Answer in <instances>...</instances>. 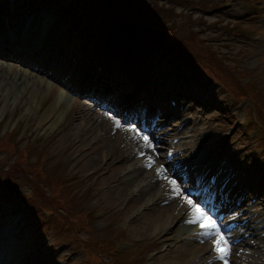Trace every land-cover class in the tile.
<instances>
[{
    "label": "rangeland",
    "instance_id": "obj_1",
    "mask_svg": "<svg viewBox=\"0 0 264 264\" xmlns=\"http://www.w3.org/2000/svg\"><path fill=\"white\" fill-rule=\"evenodd\" d=\"M2 1L7 6L6 10L9 9V12L12 14L15 10H18L19 4L22 3L24 0H2ZM114 1L124 10L128 9L130 11H134L135 13H137V15L141 16L143 20L149 22V24H155L162 30L165 27L170 28L169 36H172V39H174V37L175 38L186 37L193 31V29H196L208 41L209 45L213 46L215 49L218 50H220L219 47L221 46L222 49L221 51L223 53H225L224 51L228 50L233 59L234 56L236 58L240 56V53H238L237 51L244 45H246L248 49H251L252 46H256L255 51H260V50H262L261 52L264 51L263 49L264 31L262 32V34L259 35L253 34L252 36L249 37L246 36L245 39L243 40V43H240L236 41L237 38L233 37L232 34L229 33V31L227 30L224 31V29L221 27L220 24L218 25V23L215 24L211 29L202 28L207 25L206 23L202 24L200 26L201 28L200 27L192 28V26H189L187 24L182 26L183 23L179 22L178 15L175 14L176 13L175 11H179L182 8L181 6L175 7L174 2L171 0H161L163 2H161L160 0H114ZM251 1L263 2L264 0H241L240 2L234 0L226 4L225 7L222 9L220 8V9L212 10L210 14L212 15L213 19L218 17L219 19L224 18V20H231V21H233L234 19L240 20L238 18L242 17L241 14H243L244 11L245 12L249 10L259 11L258 5L260 4H253V6H251L250 8L245 7L246 5L250 4ZM25 2L26 3L23 10L24 15H26L29 12L27 9H25V7L29 3V0H25ZM37 3L38 6L34 10H32ZM73 3L74 0H35V4L34 6H32L31 8L32 11H30L29 14L31 12L36 11L42 5H43L42 9H47L46 5L51 7V9L49 10L50 13H52L53 15L59 18L61 25V33L59 37L60 44H71L70 48L74 49L76 53L78 51L76 48H78L80 53H82V55L86 57V54H88V52L91 50V45H87L86 48H84L86 43L85 42L82 43V37L78 35L79 28L76 29L77 27H79V24H76V26L73 27L72 32L68 31L71 23L70 21L72 20L71 14L68 15L67 11L62 12L63 9H67V8L72 9L74 7ZM215 3L219 4V0H216ZM89 8L96 10L98 12H102L100 9L92 6L91 4L89 5ZM184 10L187 11V13L190 11L188 9H184ZM77 11H79V8H77ZM3 12L4 10L0 12V15ZM32 14L33 13H31L29 17ZM173 15L176 16L173 17ZM183 15L185 16L186 14ZM81 16L83 17V15ZM76 17H74L73 24ZM258 19L259 16L253 19V21L257 23L258 28L260 27L264 28V23L261 21L258 22ZM19 20H20L19 18L14 19V21L16 22ZM98 20H100V18H98ZM201 21H204V18H202ZM221 29H223V31ZM113 34L114 37L118 36L117 31H114ZM173 34L176 35L177 37L174 36ZM259 38H262V42L260 44L253 43L255 39H259ZM123 39L125 38L121 37L120 40L123 42L124 41ZM160 49L162 51H165L171 57L174 55L172 52L168 50V48H166L165 45H158L157 47H155V50L157 51ZM191 49H193L194 52H199L202 54H203L202 51H205V49L200 47L199 44L197 43L195 44L192 43ZM157 51L154 52V54L150 57V59L156 58L155 62L159 61V56L157 54ZM179 57L175 55L172 58H175L178 63L180 62L185 67L188 68V65L183 63L180 60L181 57L180 58ZM211 60L213 61V59ZM247 60H249L250 62ZM198 62L199 63L202 62L205 66L208 65L207 66L208 69L212 68L207 58H201V56H199ZM9 64H14L13 66H15L16 69H18V71L19 68H26L31 71V69L26 65H19L17 62H12L8 60L4 61L3 59H0V185L1 187L5 183L11 186V184L8 183L9 182L8 179L11 180V178H9L8 176L5 177V175L3 174V172L6 171L8 168H11L16 172H20V170L22 169L23 172L26 174V176L28 177L31 176L34 178V180L36 181V186L38 187H42L43 185L50 186L51 182L49 179L52 176L51 173L46 178L37 176L38 175L37 173L39 172L37 169L38 167L37 164L40 159V155L42 153L49 154L52 157L47 162V165L51 166V168H53L54 165L58 164V167L64 169L67 173H70L71 171H75V170L78 171L79 175L69 179L71 180L75 179L78 185H80V189H86L89 183L95 184L98 182L97 186L93 188L90 187L86 189V191L81 192V197L79 198V200L77 199L78 202L73 203V201H71L70 199L68 200V197H66V200H64L63 204L65 205V208L68 209L69 213L72 211V208L74 206L72 215H74V213L77 210H82L81 211L82 213L80 214L81 220H83L84 218L87 219V217H84L83 215L84 214L88 215L89 208L92 206H98L99 208H107V209L109 206L111 208L110 213L107 212V215L104 216L102 219H100L99 221H94L95 224L92 227L93 233L91 234L95 238L97 244L99 242H104V243L109 242L112 246L113 244L117 245L118 244L117 238L119 236L124 235L125 240L123 242L125 243L121 244L120 247L124 246L128 250H132V252H128L124 250L128 253L120 256V254L123 251L113 252L112 249L109 250L110 249L109 246L103 244L102 246L105 247L104 251L107 252L104 256L106 258L112 259V261H114V259L118 260L117 263L113 262V264H137L138 260L140 259V255H144L147 258L148 262L150 263L148 254L152 250L158 248L159 245H154L153 243H147L149 241L146 242L145 240L142 241L141 243L134 242L132 240V237L129 236L136 234L132 230L134 226L130 228L129 233L125 232L126 229H129L130 227L129 226L128 228L123 229L124 227L123 224L127 223V217H122L120 214L117 213L120 212V208L126 204L127 200L121 202L103 200L107 197H110V195L102 196L105 191L104 190L105 187L103 183H107V180L105 179L106 174H104L107 168L106 167L102 168L103 171L101 172L98 179H96L95 176L98 175L100 172L92 173L91 175L90 172L95 169H98L99 166L98 164L100 163L99 161L94 163L93 165L94 168L90 171L84 168L77 167L80 165L79 162H81L80 160L81 157L73 160L70 157L71 153L73 154L75 153V151H77L75 147L73 149L71 148L70 141L72 139H76L77 137L76 135L81 134L83 132L79 124L73 126L74 119L78 116L79 109H81V108L77 109V104L74 103L75 100L76 101L81 100L79 98V95H77L74 91H70L69 89H67L65 86H63V84L57 83L53 78L48 79V84L46 86H43L41 84L39 85L36 84V85H28V88H26L27 85L26 83L28 79L27 78L21 83L19 82L17 86L12 87L11 85L12 79H10V76H13V74L9 71ZM259 65L260 63H258L255 59H252L251 57H249L248 59L246 58L236 61L234 68L237 69V71L236 70L234 71V75H238L241 77L239 84L245 82L248 83V85H250V82L256 80L260 81V78L261 81L264 82V72H261ZM189 66L191 67L190 69L194 71L196 77H199L207 82H210V80H208L206 76L203 75L200 71H196L194 68H192V65ZM250 69H254L257 70V72H259V74L254 75L251 80L250 78L246 77V73H244L245 70H250ZM32 84H35V82H33ZM193 84L196 83L193 82ZM216 84L217 85H214L216 88L212 90L211 94L207 92V94L204 95L205 97L203 96V94L201 96V98L204 97L205 100H209L210 102L213 103L208 106L206 111L205 110L200 111L202 107L200 103H193L192 110L195 111V109H197L198 112H192V111L186 112L188 115L186 118H190V119L183 124L184 131L182 135L187 136L188 133L191 132L192 133L191 136L193 137H189V140H193V144L197 143V145L201 147L205 146L206 144L212 147L213 142L216 143L215 148H217V150L222 151V147H223L224 151L227 154L233 156L234 161L237 164L236 169L239 172L243 171L241 179L244 182L245 181L250 182L255 178L264 179V133L258 132L255 126L248 127V124L245 121L242 122L243 117L246 114L245 109H248L250 111L253 110L255 108L254 104L251 102V100L248 101L236 100L234 102L230 101L231 97L229 94L226 93L227 92L226 89H224V87L220 83L219 84L216 83ZM252 87L255 90L257 99L260 101H264V91L261 89V85L256 81L254 82V84H252ZM49 88L50 90L48 91ZM31 96H33L32 100L29 99ZM34 98H36V100H34ZM55 104L56 106L52 108V106ZM49 107L52 109L59 107L58 114L56 113L52 119H51L52 117L51 114L49 116L47 115L48 116L47 122L41 123V120L44 119L43 115L45 112H47ZM92 112L97 114L95 111ZM197 117H198V121L196 123L192 122V124L189 127V123L191 122V120H194ZM200 119L201 121H199ZM239 122L240 125L239 128L237 129L236 125ZM39 124L41 126H39ZM177 124L180 125L179 123H176V125ZM62 128H67L64 131L66 133L63 136H61L63 137V140L59 146L54 145L56 137H54L53 133L54 131L60 130ZM91 128L93 129V126ZM193 128L194 130L192 131L191 129ZM93 130L96 133L100 132L99 130H95V129ZM11 132L12 134H9ZM106 134L107 136L114 137L113 146L110 150H108V152L111 150L115 151L116 149L119 150L126 149L125 147H122V140H124L123 135H121V139L117 141V137L113 136L114 135L113 130L107 128ZM66 135H70V136L68 137ZM95 135L96 134H94L91 137V139H93ZM226 136H227L226 140L223 141ZM229 138L230 140L227 143ZM171 139H173L172 142L177 143L175 141V138H171ZM100 141L101 140H99V143ZM104 144L105 143L101 144L102 146L100 147V149L101 148L103 149ZM25 147H35V151L26 152L25 154H23ZM202 149L208 150L207 148H202ZM90 156L91 155H89L88 158ZM83 158H86V156H84ZM94 159L95 158L92 159V162L94 161ZM132 163H133L132 161L129 162V164ZM114 164L119 165L120 161H117ZM248 165H252V168H248L247 167ZM73 166L75 168H72ZM129 166L131 165H127V167L126 165L121 166V168H128ZM114 171H115V167L111 169L110 174ZM150 173H151V169L146 172V174L148 175H150ZM17 175L18 177H20L18 178V181L20 182H18L16 185L20 187V190H24V189L28 190V186L21 179L23 178V176L19 173ZM112 176L109 179L108 183L116 182V177L115 176L112 177ZM118 182H120V180ZM32 186H35L34 182H32ZM113 186L117 188L118 183L113 184ZM98 187H100L102 191L99 190ZM259 192L264 194V184L259 189ZM1 202H2V198L0 199V206H1ZM19 206L20 208H22V212L25 214L27 209L28 217L31 219L32 222V224L29 227H26V225H24V229H23L24 240L26 238L27 239L30 238L32 242H34L33 246H36V248L38 249L39 246L42 245V241H38V240L44 239L45 246L49 250H53L51 244L55 242L56 247L55 250H53V257L60 255V252L56 250L58 248H62V250L66 249L65 256L68 259L73 258L72 260H74L76 259V257L81 258L83 256V252L81 251H79V253H73V252L71 253L69 247L70 245L68 244L67 241L63 242L62 244L58 243L57 240L54 239L55 238L54 231L52 233L43 232V231L41 232L40 229H41L42 221L37 219L38 215L36 213L33 214L32 209L28 205L26 206V203L24 201L23 202L21 201ZM129 218L131 219V217ZM120 219H123V221H120ZM118 220L120 222L116 225L115 222H117ZM37 223H39L38 229L37 227H34L35 225L37 226ZM182 226L180 225L179 227L176 228V230L182 231L183 230ZM173 231L174 229L172 230V232ZM62 233L64 232L62 231ZM260 235H261L259 237L260 239L256 238V240L258 242H260V240L264 242V232H262ZM64 236L69 241L70 238L66 235ZM202 244L203 243L200 242L199 244L193 245L189 250L190 252L185 254L184 256H181L179 259H177V262L175 263L177 264L186 263V260L192 257L190 256V253L193 250L198 249ZM238 246L240 247L238 248V250H236V254H234L233 256V264H243L247 260H248L247 263L251 264L252 261L254 260L250 258L252 256V251L249 250L248 248L244 249L243 246L241 245ZM165 247H167V245H165ZM108 251L109 252L112 251V253H114L117 256L111 255V253H108ZM200 251H202L201 252L202 254L207 255L206 250L203 251V248L200 249ZM16 253L17 252L9 253L6 250L0 252V264L10 262L12 259L11 256ZM177 254H178V249L173 252L169 260L176 259ZM239 254L241 255L239 256ZM59 263L61 264L60 261Z\"/></svg>",
    "mask_w": 264,
    "mask_h": 264
},
{
    "label": "bare ground",
    "instance_id": "obj_2",
    "mask_svg": "<svg viewBox=\"0 0 264 264\" xmlns=\"http://www.w3.org/2000/svg\"><path fill=\"white\" fill-rule=\"evenodd\" d=\"M222 1L226 2L228 0H222ZM261 10L264 11V3L261 6ZM45 17L46 16L42 15V19L41 17L37 19H32L28 28L27 29L24 28V30L26 29L25 32H23L22 26H20L21 25L20 23L13 24V27L11 28L12 30L11 35H8L6 30H0V55H10V56L13 55L17 57L19 60H23L24 54H25V55L32 57V62L34 61V59H36L37 61L41 60L43 64L46 66H51L53 61H57L58 63L57 67H63V68L65 67L63 73L68 74L69 77L73 79V82L74 80L78 81V78L83 68L91 69L87 65V62L81 57H77V54L75 53L74 49L69 48V47H66V48L62 47L63 51L61 53L60 52L56 53L55 51L60 50V47L57 46L56 39H55L58 37L54 36V38H51L49 42L45 41L44 36H41L40 38H36V34L39 28L41 27V21H43ZM262 18L264 19V16H262ZM19 26L20 28H18ZM59 54L61 57L57 56ZM157 54L161 61H163V58L168 56L172 63L167 67L161 62H155L152 59H149L146 62L144 61L140 67H143L144 65L149 64L152 67V71L143 69L142 72L141 71L138 72V74L139 73L141 74H139L140 77L136 79V84L140 92H143L149 89V91L152 92L151 95L154 98L156 96V92L158 89L166 91V94H167L171 90L170 88L176 85L175 80L173 78H170L169 75H175L178 77L177 79H179L180 88H182L180 92L184 95L190 92L192 93V90H194L195 93L197 94L196 98H200L203 94L201 92H204V90L201 91L200 88L205 89V91L208 92L209 94L212 93V90L214 87L210 83H208L207 81L201 80L200 78L196 77L193 73H190L191 71H189L187 68L182 66L180 63H178L175 58H172L170 55H168L165 51H162L161 49L157 51ZM112 59L114 61H113V64L111 65V68H109L110 67L109 62H106L105 69L103 71L101 72L94 71V74L91 77V81L96 80L97 82H100L102 85H105V86L113 85L116 88L122 87L123 89H126V86L122 85L118 80H115L113 78V74H111V72L115 71L118 68V65L121 59L116 57L115 54H111L109 55L107 60L109 61ZM32 62L28 63V66L33 65L34 67H36L37 65L32 64ZM9 71L13 74V76H10V79H12V84H11L12 87L17 86L19 82L21 83L27 78L28 79H27L26 84H28L29 82H38L36 84L39 85L44 82L43 80H41V82L39 83V80L37 79V75L33 74V78H32L31 76L32 74L30 75L28 73H23L21 70L18 71L13 66H9ZM162 73H164V77H166L165 80H162L163 82L157 79V77H160V74ZM91 74L92 72H90V76ZM149 78L150 80H153L152 85L146 88V83H148L147 80ZM156 80L158 81L155 82ZM190 82L192 83L195 82L196 84L195 85L193 84L191 88ZM49 90L50 88L48 89V91ZM84 90L82 92H84ZM95 91H97V86H95L92 89H89L90 93H93ZM206 92L203 94V96L206 94ZM152 96H150L151 99L146 98L140 102L141 109L143 112L154 111L155 108L152 105L153 103ZM32 97L33 96H31L29 99L32 100ZM34 100H36V98H34ZM167 105L168 104L165 103V105L161 107L163 110L161 115H162V118L164 117L163 118L164 121H168L169 119L168 116L166 115ZM54 106H56V104L53 105L52 108ZM52 108L50 107L48 108V110L50 109L49 111L47 110V112L49 113L47 112L44 113L43 115L44 119L41 120V123L47 122V118L52 112L58 113L59 107L54 108V109ZM85 110L86 109L84 108L80 110L79 117L75 118L74 123H73V126L79 124L83 132L81 134L76 135L77 136L76 139H72L70 141L71 145H73L76 149L80 151L79 156L81 157L80 159L82 160L81 162H79L80 165L77 167L84 168V169L91 171L94 168L93 166L94 163H96L97 161L100 162L98 164L99 165L98 169L107 167L110 164L107 167L105 174L108 172V170L115 167V171L112 172L111 174L109 172L108 173L109 176L107 175L105 179L107 180V183H108L112 175L116 176V175L121 174L122 176L119 177L120 182H118L117 188H115V186L111 184H109L108 186L106 184V189L102 196L110 195V197H107L103 200L121 202L127 198L128 202L124 207H122L120 211V215L122 217H128L129 215L136 214L135 215V217H137L136 220L131 221V224H133L131 227L134 226L132 230L136 233L133 237L138 241H142L144 239H150L152 241H157V237L159 236V234L163 233L162 236H164L168 230L170 231L171 225L172 226L177 225L178 222L182 219L181 213H183L182 209H184V207H181L179 212L177 213L175 212V209L178 208L180 204V201L178 200V198L175 200H172L168 204H162L159 209L152 207L158 195V192L156 191V185L153 184L154 181L152 180V178L149 179V175L146 174L147 172L146 170H143L141 168L137 169L136 164H133L132 166H129L128 168H121V166H116L115 164H113V162L120 161V159H123L125 156V152L119 149H116L115 151L111 150L108 152V150H110L113 146L114 137H110L107 141L102 140V142L98 143L99 137H102L101 131L103 130V126H101L98 129L100 132L96 133L93 130L94 128L92 129L89 126V125H93V121H91L88 117H85L83 120L81 119V117L83 116V112ZM77 119L82 120V122L78 123ZM39 126L41 125L39 124ZM178 128L179 126H176L172 130V133H177L176 136H179L182 133L181 132L182 129L179 130ZM65 133L66 132H64V129L58 132L59 136L57 138V141L54 143V145L59 146L61 144L63 140V137L61 136H63ZM94 134H96L95 137L91 139V137ZM66 136L69 137L70 135H66ZM94 143H98L97 146ZM103 143H105L103 145V149L102 148L100 149V147L102 146L101 144ZM86 146L88 147L85 148ZM183 151L185 152L186 150L183 149ZM175 154L179 156L182 153L176 152ZM89 155L91 156L88 158ZM207 155H209V152L205 153V156ZM84 156H86V158L88 159L83 158ZM93 158L95 159L92 162ZM194 158L197 161V165L202 164V167L204 164L207 163L205 161L206 159H204L203 154H200L197 156L194 153ZM210 162H213V161H210ZM184 163L186 164V166H182V167H185V171L187 167H191L193 165L192 162L184 161ZM125 165L126 164H123L122 166H125ZM98 169H95V172L100 171ZM205 187H206V184H203V190L205 189ZM228 189H229L228 197L227 199L224 197V199L230 202L233 189L231 185L227 184V187L224 189V191ZM195 191L198 192L197 190ZM221 195L223 196V193L220 194V196ZM196 197L198 199L200 198V195H197ZM202 200H204V197L202 198ZM233 205H234V209L236 208V205H238L236 202V197L234 198ZM141 206L143 210L148 209V211L138 212ZM0 212H1V216H4V217L12 216V213L10 212L7 214L4 213L5 212L4 210H0ZM1 216H0V226L4 223V220L2 219ZM10 221L14 222L16 227L15 226L10 227L8 230L6 228L4 230V233L0 232V240L1 239L4 240V244H5V242L7 241L9 242V240L6 239L7 237L14 238V239L19 238L18 243L10 242L8 244V247L5 249L9 253L17 252L18 254L12 255L11 256L12 259L10 258L11 261L7 262L6 264H25V262L29 260H31L33 264H60L59 262L55 263L51 260V256L53 252L48 253L47 251L44 250L42 245H40L39 248L36 249V246H33L34 242H32L30 238L28 239L26 238L25 240L23 239L24 238L23 229H24L25 224L23 223L24 221L22 220L20 216H17L15 214L13 219H11ZM248 224H250L249 221L246 222L245 226L247 227ZM184 230H186V228H184ZM179 236H180V233L173 236V238L179 239ZM168 239L169 238L158 240V244H162L168 241ZM12 245L14 248H11ZM198 249L193 250L190 253V256L194 257L197 253H199L202 247L200 246ZM189 250L178 252L176 259L166 260L164 262L154 261L151 264H177L175 263L177 262V259L189 253L190 252Z\"/></svg>",
    "mask_w": 264,
    "mask_h": 264
},
{
    "label": "snow or ice",
    "instance_id": "obj_3",
    "mask_svg": "<svg viewBox=\"0 0 264 264\" xmlns=\"http://www.w3.org/2000/svg\"><path fill=\"white\" fill-rule=\"evenodd\" d=\"M119 127V124H117ZM144 141L147 143L148 137H143ZM149 147L151 145H148ZM175 184V181L171 182ZM174 191L179 194L180 190L174 188ZM186 203L190 206V219L187 221L189 224H199L201 228L202 235L206 238L213 239V250L217 254V258L222 262V264H229L227 257L230 254V241L226 234L221 231V227L218 225L217 221L211 216L207 215L206 212L201 208V206L195 204L193 200L185 197Z\"/></svg>",
    "mask_w": 264,
    "mask_h": 264
}]
</instances>
